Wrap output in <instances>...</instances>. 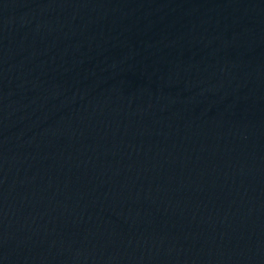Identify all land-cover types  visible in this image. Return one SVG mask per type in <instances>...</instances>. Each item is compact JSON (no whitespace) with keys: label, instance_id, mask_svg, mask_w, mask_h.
I'll list each match as a JSON object with an SVG mask.
<instances>
[{"label":"water","instance_id":"1","mask_svg":"<svg viewBox=\"0 0 264 264\" xmlns=\"http://www.w3.org/2000/svg\"><path fill=\"white\" fill-rule=\"evenodd\" d=\"M0 103L133 192L264 249V0H0Z\"/></svg>","mask_w":264,"mask_h":264}]
</instances>
